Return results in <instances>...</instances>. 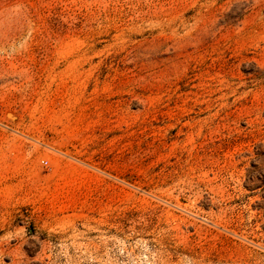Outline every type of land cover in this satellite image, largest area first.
<instances>
[{
	"label": "rangeland",
	"instance_id": "1",
	"mask_svg": "<svg viewBox=\"0 0 264 264\" xmlns=\"http://www.w3.org/2000/svg\"><path fill=\"white\" fill-rule=\"evenodd\" d=\"M0 264H264V0H0Z\"/></svg>",
	"mask_w": 264,
	"mask_h": 264
},
{
	"label": "built area",
	"instance_id": "2",
	"mask_svg": "<svg viewBox=\"0 0 264 264\" xmlns=\"http://www.w3.org/2000/svg\"><path fill=\"white\" fill-rule=\"evenodd\" d=\"M45 163H46V161H45Z\"/></svg>",
	"mask_w": 264,
	"mask_h": 264
}]
</instances>
